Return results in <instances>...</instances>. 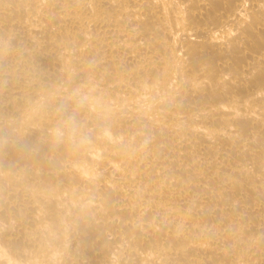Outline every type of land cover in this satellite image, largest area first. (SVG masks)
Segmentation results:
<instances>
[{"label": "bare ground", "instance_id": "bare-ground-1", "mask_svg": "<svg viewBox=\"0 0 264 264\" xmlns=\"http://www.w3.org/2000/svg\"><path fill=\"white\" fill-rule=\"evenodd\" d=\"M0 264H264V0H0Z\"/></svg>", "mask_w": 264, "mask_h": 264}, {"label": "clouds", "instance_id": "clouds-1", "mask_svg": "<svg viewBox=\"0 0 264 264\" xmlns=\"http://www.w3.org/2000/svg\"><path fill=\"white\" fill-rule=\"evenodd\" d=\"M80 104L85 102L84 98L78 101ZM53 138L57 143H63L67 139L70 143L76 145H83L87 143V137L79 134V128L73 118L69 117L62 127L53 130Z\"/></svg>", "mask_w": 264, "mask_h": 264}]
</instances>
